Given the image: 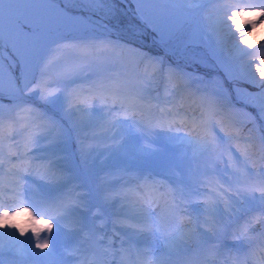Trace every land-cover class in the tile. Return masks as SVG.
<instances>
[{"label": "snow or ice", "instance_id": "obj_1", "mask_svg": "<svg viewBox=\"0 0 264 264\" xmlns=\"http://www.w3.org/2000/svg\"><path fill=\"white\" fill-rule=\"evenodd\" d=\"M127 2L0 0V48L20 68L5 82L0 60V264H264V126L245 131L220 81L188 71L252 85L237 100L264 119V31L248 40L264 0H133L139 23L124 24ZM145 30L171 63L137 46ZM60 120L83 132L78 167L57 154ZM141 138L180 150L168 165L180 174L133 165L90 182L101 144L141 160L160 151Z\"/></svg>", "mask_w": 264, "mask_h": 264}, {"label": "rangeland", "instance_id": "obj_2", "mask_svg": "<svg viewBox=\"0 0 264 264\" xmlns=\"http://www.w3.org/2000/svg\"><path fill=\"white\" fill-rule=\"evenodd\" d=\"M136 7V5H135ZM126 10L127 8L124 7ZM123 15V18L121 19L124 24H138V20L134 17H128L123 10L120 11ZM264 31V25H260L256 31V33H253L251 36L248 37L249 42H252L254 36H256L259 32ZM54 37L57 35L53 34ZM154 34L150 30H145L141 35H138L136 37V44L137 45H146L147 47H150L151 50L154 52H158V47L153 43ZM54 47V46H53ZM161 49V48H160ZM163 50V49H162ZM164 51V50H163ZM264 51V50H261ZM149 52V51H148ZM259 54V53H258ZM154 56H160L153 53ZM169 57V55H168ZM177 58V57H176ZM179 58V57H178ZM0 60L3 61L4 65V79L5 82L8 78L9 69L11 68L13 73L18 75L20 72L19 65L16 64L13 67V64L16 60V57L14 56L12 50L8 48L7 46L0 48ZM134 59H130V57H124L122 60V63H126L131 67L132 61ZM172 62V61H171ZM194 65V71L193 73H197L200 70L198 69L197 64ZM202 68V67H201ZM118 70H123L120 68V65H117ZM141 71H143V66L140 67ZM209 72V79L215 77L218 81H220V87H222L226 95H231V102L235 105V109L238 110L236 119L241 123L242 126L245 127V131H247L248 128H252L254 125H260L264 126V119H262L261 115L257 112L255 108L248 107L244 103H241L237 100V94H242L245 89H247L248 92H256L257 89L253 87L250 84L241 83L239 86L230 85L222 74L218 73L216 70H207ZM200 73V72H199ZM241 98L243 96L241 95ZM32 102L33 104H38L40 107H43V102L39 100L38 95L32 96ZM4 103L7 104L8 100L5 99ZM45 109V108H44ZM47 110V109H46ZM51 115V113H49ZM59 120V117H56ZM59 136L58 140L59 143L56 145V151L57 154L60 156H63L66 158L67 164L69 167H78L80 164V147L81 142L83 140V132L75 127L71 120H60L59 125ZM84 143H87L86 141ZM42 145L47 146L49 144V141H41ZM138 146H149L152 149H159L160 151L156 153L154 156L147 158V159H137L136 157L129 158L127 155L121 153L119 155H112L111 153L105 151L104 145L101 144L100 147H98L95 151H93L92 156L89 160V167L91 168L92 173L94 174L92 177H90V182L92 179H95L96 183H106L113 181L119 176L122 175H131L132 173H124L122 170L125 167H131L133 165L140 166L144 174L147 175L149 172L153 173L156 179H162L165 177L155 175L156 173L165 172L166 175H179L181 172L180 168L175 167H169V157L174 156L177 160H183V153L180 150H174L171 147L166 145V142L163 140H159L156 143H153L152 139H143L141 138L138 141ZM196 162L192 161V166L195 167ZM96 209L93 208L92 212H95ZM91 214V213H89ZM0 231H5L4 229H0ZM8 231H15L14 229H9ZM28 236L31 235V233L27 234ZM17 236L19 237V233H17ZM0 239L3 240L5 245L10 241L11 237L5 235L3 237H0ZM19 239L23 240L25 237H19ZM26 246V245H25ZM34 243L32 247L34 248ZM36 252H40V249H35ZM45 252L48 251V249L44 250ZM5 261L7 262L9 260V256L6 252L5 254ZM53 257H44L39 258L35 257L27 261V264H52Z\"/></svg>", "mask_w": 264, "mask_h": 264}, {"label": "trees", "instance_id": "obj_3", "mask_svg": "<svg viewBox=\"0 0 264 264\" xmlns=\"http://www.w3.org/2000/svg\"><path fill=\"white\" fill-rule=\"evenodd\" d=\"M129 1L131 2L132 7H134L133 5H134L135 3L133 2V0H129ZM69 7H73L75 11H80V9H81L82 7H84V6H83V5H75V6H73L71 3H69ZM120 7H121V6L119 5V9H120ZM84 10H85V12H86V11H87V8L84 7ZM121 19H122V17H121ZM53 34H55V35H57V36H60V35H65V34H67V33H66V32H62V31H58V30H56V31H54ZM53 46H54V45H53ZM137 46H140L144 51H149L152 55H153V53H154V51L151 50V48H150V47H147L146 45H137ZM147 49H148V50H147ZM158 51H159L158 53H160V55L164 57L165 61L168 62V58H167V55L165 54V52H162L161 50H158ZM156 53H157V52H156ZM158 53H157V54H158ZM126 54H127V53H126ZM127 55H128V57L130 56V54H127ZM132 64H134V62H132ZM203 77L206 79L205 76H203ZM34 106L37 107V108H39L41 111L43 110V108L40 107L38 104H37V105L34 104Z\"/></svg>", "mask_w": 264, "mask_h": 264}]
</instances>
